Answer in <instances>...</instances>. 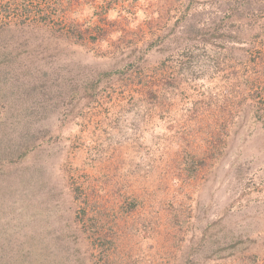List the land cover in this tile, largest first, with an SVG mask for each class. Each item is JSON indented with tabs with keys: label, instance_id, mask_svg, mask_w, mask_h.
Returning a JSON list of instances; mask_svg holds the SVG:
<instances>
[{
	"label": "rangeland",
	"instance_id": "1",
	"mask_svg": "<svg viewBox=\"0 0 264 264\" xmlns=\"http://www.w3.org/2000/svg\"><path fill=\"white\" fill-rule=\"evenodd\" d=\"M2 45L33 107L0 100V222L73 264H264V0H0Z\"/></svg>",
	"mask_w": 264,
	"mask_h": 264
},
{
	"label": "trees",
	"instance_id": "2",
	"mask_svg": "<svg viewBox=\"0 0 264 264\" xmlns=\"http://www.w3.org/2000/svg\"><path fill=\"white\" fill-rule=\"evenodd\" d=\"M2 30L3 29H1V31ZM105 33L104 30L99 28L97 36L103 39ZM215 36L218 37V35H212L207 40ZM223 38L224 37H219L218 39ZM92 39L95 40L93 37ZM149 48H152V44H149ZM149 48L139 49L137 52L134 50L136 57L127 68L123 67L112 73V70L108 69V67H104L93 72L94 75H89V78L84 83L85 87L89 89V98L99 94L110 85L109 80L112 74L115 76L119 75V77L130 75V73L136 75V73L147 70L146 68H151V63H149L150 59H146L147 51L150 50ZM6 49L7 46H0V61L5 65H0V93L2 92L0 100H3V98L5 100L7 97L6 100L10 102L13 107L21 104H27V106L33 107L32 100L27 101V103L22 100L25 91L20 87V84L17 83L18 79L25 74L24 71H22L23 69L14 70L4 63L5 59L13 56V52L5 51ZM148 52L150 53V51ZM130 70H132V72ZM36 75L37 71H33L32 77L39 78L40 75ZM5 82H9V86H7ZM144 85L149 88L145 83ZM29 128V124H26V134L30 132ZM23 134L20 136L23 137ZM31 144L32 142L29 141L21 145L24 151L19 155V159L34 148ZM1 151L2 150H0V153ZM194 165L195 163L191 164L190 172L196 171ZM22 214L21 212L18 215L19 217H17L14 224L10 222L9 219L0 222V264H73L69 263V261L72 260V254L66 245V241L63 242L56 238L48 242L45 235H43V238L40 240H37L36 237L39 233L36 232L35 224L31 221L30 217L25 218ZM9 223L11 224L10 226H8ZM41 243L42 245L39 246ZM250 258H253L252 262L255 261V256L251 255Z\"/></svg>",
	"mask_w": 264,
	"mask_h": 264
}]
</instances>
